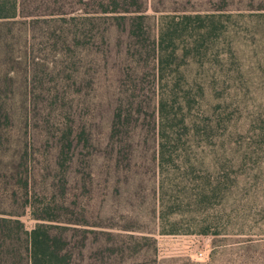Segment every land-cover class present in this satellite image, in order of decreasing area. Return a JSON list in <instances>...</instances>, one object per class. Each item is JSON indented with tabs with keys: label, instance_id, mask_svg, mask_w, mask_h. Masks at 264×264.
<instances>
[{
	"label": "rangeland",
	"instance_id": "374dc122",
	"mask_svg": "<svg viewBox=\"0 0 264 264\" xmlns=\"http://www.w3.org/2000/svg\"><path fill=\"white\" fill-rule=\"evenodd\" d=\"M184 12L216 14L178 59L208 126L157 173L153 43ZM42 223L71 264H264V0H19L0 19V264H31Z\"/></svg>",
	"mask_w": 264,
	"mask_h": 264
},
{
	"label": "trees",
	"instance_id": "16d2710c",
	"mask_svg": "<svg viewBox=\"0 0 264 264\" xmlns=\"http://www.w3.org/2000/svg\"><path fill=\"white\" fill-rule=\"evenodd\" d=\"M18 9L19 0H0V19L15 17ZM215 17L216 14L211 12H184L173 14L171 17L164 15L158 24L157 36L153 43L158 89V146L155 155L157 173L163 171L165 162L173 159L175 149L172 145L174 142L181 141L183 136H190L191 124L195 131L196 128L201 127V124L207 130L206 119H201L199 113L192 115L194 103L200 102V110L203 113L206 111L201 99L198 101L197 97H192L191 91L184 92V95L180 93L181 80L177 74L181 73V63L178 59H180V49L184 51L183 57L191 54L193 49L196 51L201 49L202 42L200 41H206L211 35L210 26ZM167 18H171L169 23H165L164 19ZM191 26L195 33L189 32ZM204 28H206L205 32ZM183 37L187 39L183 41L184 45H181L179 40ZM170 82H174L173 89H169ZM181 128L186 132H180ZM27 172L28 170L25 171V175ZM28 235L31 264H71V254L61 244L64 243L63 241L66 242L63 234L55 233L50 226L42 223L29 231Z\"/></svg>",
	"mask_w": 264,
	"mask_h": 264
},
{
	"label": "built area",
	"instance_id": "2783aa9c",
	"mask_svg": "<svg viewBox=\"0 0 264 264\" xmlns=\"http://www.w3.org/2000/svg\"><path fill=\"white\" fill-rule=\"evenodd\" d=\"M203 254H204V253H203L202 251H199V252H198V255H199V256H203Z\"/></svg>",
	"mask_w": 264,
	"mask_h": 264
},
{
	"label": "crops",
	"instance_id": "0c3cea01",
	"mask_svg": "<svg viewBox=\"0 0 264 264\" xmlns=\"http://www.w3.org/2000/svg\"><path fill=\"white\" fill-rule=\"evenodd\" d=\"M31 263V262H30Z\"/></svg>",
	"mask_w": 264,
	"mask_h": 264
}]
</instances>
